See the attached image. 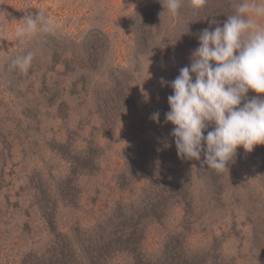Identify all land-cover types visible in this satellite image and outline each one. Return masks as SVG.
Segmentation results:
<instances>
[{"label":"rangeland","instance_id":"1","mask_svg":"<svg viewBox=\"0 0 264 264\" xmlns=\"http://www.w3.org/2000/svg\"><path fill=\"white\" fill-rule=\"evenodd\" d=\"M231 5L0 0V264H65L59 242L88 264L103 236L96 264H264V145L217 174L165 122L169 82ZM39 10L57 31L18 40ZM27 51L29 72L10 67Z\"/></svg>","mask_w":264,"mask_h":264},{"label":"clouds","instance_id":"2","mask_svg":"<svg viewBox=\"0 0 264 264\" xmlns=\"http://www.w3.org/2000/svg\"><path fill=\"white\" fill-rule=\"evenodd\" d=\"M163 12L176 17L183 0H159ZM206 0H191L199 9ZM232 12L220 26L205 28L190 65L170 83V111L165 122L175 125L172 136L182 159L200 160L217 174L229 172L237 149L247 152L264 145V0H232ZM15 28V37L31 41L41 33H55L56 20L46 12L27 13ZM36 53L16 55L10 67L27 73ZM162 83H165L162 80ZM250 92L257 95L249 96ZM159 123L160 113L150 117ZM210 126L212 130H209ZM207 132V135H205Z\"/></svg>","mask_w":264,"mask_h":264},{"label":"trees","instance_id":"3","mask_svg":"<svg viewBox=\"0 0 264 264\" xmlns=\"http://www.w3.org/2000/svg\"><path fill=\"white\" fill-rule=\"evenodd\" d=\"M123 227V226H122ZM129 232V231H128ZM114 236V235H113ZM113 236H111L112 238H113ZM89 241V240H88ZM111 242V239L110 238H105L104 236L100 239V240H98V242L96 241L95 242V244H93V245H95V246H93V249H91L89 246H91V245H88V246H86L85 248L82 246V249H83V255L87 258V263L88 264H96V260L98 259V254H99V251H102L103 250V247L105 246V244L107 243V244H109ZM90 244V243H89ZM56 246H57V249L60 247V249L64 252L63 253V258L65 259V264H76V263H74V262H76V261H69L68 259H66V257H67V253H66V251H67V247L66 246H68V244L67 243H62V242H59V243H57L56 244ZM84 249H88V250H90L91 252H93V253H95V255H94V257H92V256H90L89 257V252H87V251H85Z\"/></svg>","mask_w":264,"mask_h":264}]
</instances>
